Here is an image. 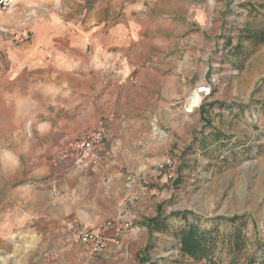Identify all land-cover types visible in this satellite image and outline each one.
Segmentation results:
<instances>
[{
  "label": "rangeland",
  "instance_id": "1",
  "mask_svg": "<svg viewBox=\"0 0 264 264\" xmlns=\"http://www.w3.org/2000/svg\"><path fill=\"white\" fill-rule=\"evenodd\" d=\"M262 37L264 0H0V264H264ZM90 73L97 120L117 128L112 155L125 163L113 167L133 175L132 189H157L121 198H155L167 223L147 243L128 231L92 257L75 229L136 218L117 210L108 178L97 192L100 165L64 170L58 157L65 120L81 118L65 108L77 92L64 88ZM126 77L136 100L103 98ZM204 83L211 91L200 94ZM168 156L174 177L154 179ZM75 168L86 172L73 195ZM191 223L213 239L210 256H182L176 234Z\"/></svg>",
  "mask_w": 264,
  "mask_h": 264
},
{
  "label": "crops",
  "instance_id": "2",
  "mask_svg": "<svg viewBox=\"0 0 264 264\" xmlns=\"http://www.w3.org/2000/svg\"><path fill=\"white\" fill-rule=\"evenodd\" d=\"M90 75L91 76H89L88 78L86 77L85 79H79L80 81H77L76 83H67L66 88H64L66 95H68V92H77V99L67 102L65 104V108L67 109L68 113L81 117L79 118V123L77 125H73L71 121L65 120L64 132L67 133L65 134V139L73 137L74 135H72V132L74 131L81 130L80 132H82L94 129L100 124V122H98L97 120V116L99 114L97 104V89L99 81H97V79H94V73H90ZM127 78L128 77H126L124 81L126 84L125 87L121 88V90L116 94L110 93V91L108 93L104 92L103 98L108 100L112 99V102L117 100H130V98L136 100L138 97L135 90L134 94H127L125 91L127 88L133 85ZM124 82H122V86H124ZM139 86L141 85H138V87ZM119 87L120 86L118 85L117 89H119ZM110 89H114V86H111ZM100 112L105 115L113 116L117 111H115L113 108H103ZM113 124V119L105 121L107 141L101 150L103 158L100 167L96 168V170L94 171H90V174L92 173V175H95L98 181L97 192L99 191L100 185L103 183L102 181L106 178L109 179L108 193L109 198H111L110 200L114 203V205L118 208L117 210L119 211H121V208H125L126 206L130 208V213H133L134 217L136 218L135 224L138 227V231L134 233L136 234V237L139 238L142 242L147 243L149 235H151V233L155 235L158 231L155 230L151 222L148 221L149 217H156L155 212L153 211L156 208L158 200L149 196L131 202V204L129 205L124 202V198H121L122 195L124 197L129 195L131 189L136 186L137 182L134 178L133 181L135 184L131 185L129 179L133 175L128 172L124 173V170H122L123 172H121L119 169L113 167L115 164L119 165L120 163H125L120 156L112 155V152H115L118 149L117 146H115V140L113 139V136L116 134L117 128H115ZM62 167L64 170H66V167L67 169L72 170V162L64 161ZM85 172L86 171L81 172L76 168L73 172H69V175L71 177L69 178L70 182H68V185L70 186L68 191L73 192V195H75L76 192L80 190V186L78 184L82 181L83 174ZM142 215L147 216L148 218H142ZM157 217H160V219L162 218V216ZM106 233L111 239H113V241L109 243L108 247L104 251H111L115 248H120V244H125L126 239L129 238L128 233L117 234L115 229L113 228L108 229ZM115 240H118V242H115Z\"/></svg>",
  "mask_w": 264,
  "mask_h": 264
},
{
  "label": "built area",
  "instance_id": "3",
  "mask_svg": "<svg viewBox=\"0 0 264 264\" xmlns=\"http://www.w3.org/2000/svg\"><path fill=\"white\" fill-rule=\"evenodd\" d=\"M210 84H202L198 91L200 94H207L211 91ZM106 140V126L103 121L99 126L85 131L79 137L68 139L58 150V157L62 161H71L77 168L97 167L101 164V150ZM175 175V161L168 156L159 162L152 172L154 179L168 178L171 179ZM156 187H151L148 183L141 185L137 189H132L129 193L130 198L138 199L145 195H154ZM113 228L117 234L125 232H136L137 226L133 218H127L125 214H119L115 218L107 220L99 225L97 229L82 227L75 229L74 236L80 241L92 257L105 250L109 243L113 241L108 235L107 230ZM118 242V240H115Z\"/></svg>",
  "mask_w": 264,
  "mask_h": 264
},
{
  "label": "trees",
  "instance_id": "4",
  "mask_svg": "<svg viewBox=\"0 0 264 264\" xmlns=\"http://www.w3.org/2000/svg\"><path fill=\"white\" fill-rule=\"evenodd\" d=\"M259 40L264 41V37ZM150 222L155 230L167 231L164 218L154 217ZM176 235L180 240L182 256L204 258L212 254L213 239L198 226L191 223L180 229Z\"/></svg>",
  "mask_w": 264,
  "mask_h": 264
},
{
  "label": "bare ground",
  "instance_id": "5",
  "mask_svg": "<svg viewBox=\"0 0 264 264\" xmlns=\"http://www.w3.org/2000/svg\"><path fill=\"white\" fill-rule=\"evenodd\" d=\"M201 101V97L199 94L194 93L192 95V98H190V106L192 107H196Z\"/></svg>",
  "mask_w": 264,
  "mask_h": 264
}]
</instances>
